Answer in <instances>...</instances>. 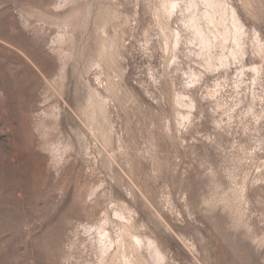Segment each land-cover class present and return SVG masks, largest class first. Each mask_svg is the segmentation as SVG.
<instances>
[{
    "label": "rangeland",
    "instance_id": "1",
    "mask_svg": "<svg viewBox=\"0 0 264 264\" xmlns=\"http://www.w3.org/2000/svg\"><path fill=\"white\" fill-rule=\"evenodd\" d=\"M0 264H264V0H0Z\"/></svg>",
    "mask_w": 264,
    "mask_h": 264
}]
</instances>
